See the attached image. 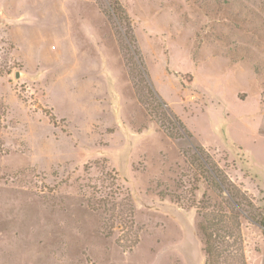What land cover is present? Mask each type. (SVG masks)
I'll list each match as a JSON object with an SVG mask.
<instances>
[{
    "label": "rangeland",
    "instance_id": "rangeland-1",
    "mask_svg": "<svg viewBox=\"0 0 264 264\" xmlns=\"http://www.w3.org/2000/svg\"><path fill=\"white\" fill-rule=\"evenodd\" d=\"M195 152L264 264V0H0V264H205Z\"/></svg>",
    "mask_w": 264,
    "mask_h": 264
},
{
    "label": "trees",
    "instance_id": "trees-1",
    "mask_svg": "<svg viewBox=\"0 0 264 264\" xmlns=\"http://www.w3.org/2000/svg\"><path fill=\"white\" fill-rule=\"evenodd\" d=\"M114 9L116 13H119V7L115 6ZM195 156L200 158L197 154ZM198 161L201 167V177L207 181L209 186L218 191L217 196L222 200L220 205L217 202L211 204L207 195L204 194L203 199L199 201L201 206H198V212L203 219L199 226L204 240L205 264H247L243 248L240 247L241 245L236 246L237 243L241 244V224L235 213L237 214V210L242 206V198L228 186L229 184L225 181L227 179L222 178L218 170L207 167L200 159ZM225 191H228L227 196H225ZM256 220L264 233V214ZM228 239H233V243H230ZM237 249L239 256L233 255L234 250L237 251Z\"/></svg>",
    "mask_w": 264,
    "mask_h": 264
}]
</instances>
